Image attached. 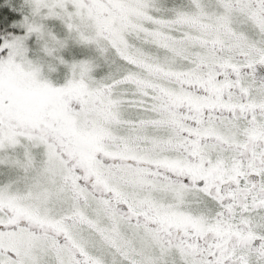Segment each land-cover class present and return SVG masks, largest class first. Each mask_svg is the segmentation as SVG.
<instances>
[{"label": "snow or ice", "instance_id": "1", "mask_svg": "<svg viewBox=\"0 0 264 264\" xmlns=\"http://www.w3.org/2000/svg\"><path fill=\"white\" fill-rule=\"evenodd\" d=\"M0 264H264V0H0Z\"/></svg>", "mask_w": 264, "mask_h": 264}]
</instances>
